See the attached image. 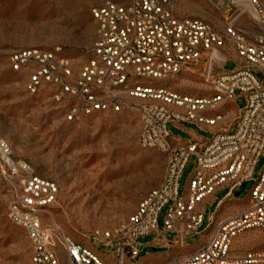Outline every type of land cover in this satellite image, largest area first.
<instances>
[{"label":"built area","instance_id":"obj_1","mask_svg":"<svg viewBox=\"0 0 264 264\" xmlns=\"http://www.w3.org/2000/svg\"><path fill=\"white\" fill-rule=\"evenodd\" d=\"M178 0H105L92 9L96 35L86 63L76 68L59 50L21 49L12 54L14 70L28 69L27 88L37 92L48 84L64 103L65 120L75 121L96 112L139 114L138 142L167 158L162 182L139 202L136 210L112 231L94 236L116 245L118 264L138 258L144 248L139 238L158 233L159 213L166 209L163 234L186 244L198 234L206 205L218 190L229 187L226 199L253 180L264 156V0H225L219 8L233 9L224 28L209 21L180 15ZM249 10L258 29L240 23ZM234 52L235 67L229 71L227 54ZM198 71L209 84L210 94L183 95L156 80ZM246 100L232 129L213 134L205 144H174L169 124L175 121L217 125L228 111L208 116L221 104ZM0 154L17 184L9 205L11 220L24 227L32 243V264H62L60 248L68 264H110L92 249L67 236L55 226L45 229L41 215L56 198L58 188L36 176L25 162L11 157L0 140ZM191 157L193 173L180 194V180ZM224 200L217 202L219 208ZM264 228V169L256 180L249 203L223 219L211 215L208 240L195 251L181 254L166 264H264V250L233 255L238 234ZM201 235L203 233H200Z\"/></svg>","mask_w":264,"mask_h":264},{"label":"rangeland","instance_id":"obj_2","mask_svg":"<svg viewBox=\"0 0 264 264\" xmlns=\"http://www.w3.org/2000/svg\"><path fill=\"white\" fill-rule=\"evenodd\" d=\"M105 0H0V140L6 143L15 161L28 164L34 174L54 182L58 188L55 200L41 215L43 227L57 226L73 240L89 247L107 260L118 264L116 245L104 243L94 236L114 230L137 208L141 199L159 185L167 170L166 156L154 148H144L138 142L140 117L136 111L96 112L75 121L65 120L64 103L56 99V88L44 85L37 92L27 88L28 69L14 70L12 54L26 48L47 51L59 50L60 56L81 67L91 54L96 35L92 9ZM225 0H178L180 15L209 21L224 28L234 14L233 9L222 11ZM240 23L247 29H258L249 10ZM225 70L235 67L236 54H227ZM264 79V74H258ZM157 86H168L183 95L210 94L209 84L198 71L156 80ZM246 104L240 91L232 105L221 104L211 114L229 111L218 125H233ZM186 128L208 138L211 133L198 124L183 121ZM229 127V126H226ZM175 136L187 137L186 132L169 124ZM196 158L191 157L180 180V194L194 170ZM264 169V156L255 167L253 180L226 199L229 187L221 188L206 205L200 232L186 240L188 248L206 242L211 215L228 217L244 208L249 195ZM17 184L0 154V264H32L33 246L24 227L9 216V205ZM241 192L240 195H237ZM224 200L217 207L219 200ZM164 208L158 216L159 231H164ZM226 213V214H225ZM224 215V216H223ZM200 233H203L202 235ZM156 233L142 236L147 245ZM167 238L174 239L173 233ZM60 248L61 261L68 264ZM264 250V228L238 234L233 241L232 254ZM147 246L140 256L127 264H139L148 255Z\"/></svg>","mask_w":264,"mask_h":264},{"label":"crops","instance_id":"obj_3","mask_svg":"<svg viewBox=\"0 0 264 264\" xmlns=\"http://www.w3.org/2000/svg\"><path fill=\"white\" fill-rule=\"evenodd\" d=\"M227 103H228V105H232L233 101H229ZM207 115L213 116L214 114H211L210 112H208ZM237 117L238 116L234 115L233 118L229 121V123L230 122L232 123V121H234V120L236 122ZM172 124L176 128L184 130V132H186V134H187V137L183 138L180 136H175L171 133L172 134V142L174 144H177V145L186 144V143L193 142V141L198 142L199 144L203 145L211 139V137L213 136L214 133H216L222 129H225V128L230 130L234 126V124L233 125H227V123L224 125H218L217 124L215 126H211L208 124L196 123L199 125V127L201 129H204V130L208 131L209 133H211V135L208 138H206L203 135L197 134L193 129L186 128L182 121H175V122H172ZM226 126H229V127H226ZM223 218L224 217H222V216L220 217V219H223ZM208 238L209 237H207L206 242H207ZM84 246L90 248L89 245H87V244H84ZM146 246L150 250H153V251H150L147 256L143 257L141 259V261L139 262V264H166L167 262H169L170 260H172L173 258H175L178 255L188 254V253L195 251L201 245L199 247H196V248H188L186 244L184 246H181L179 243H175V242L170 241V239H168L167 236L165 234H163V232L159 231L158 233H156V236L154 237V239L152 241L148 242L147 245H144V248ZM105 261H107V260H105ZM127 261H131V260L128 259ZM127 261H126V264H127ZM62 264H63V262H62Z\"/></svg>","mask_w":264,"mask_h":264},{"label":"water","instance_id":"obj_4","mask_svg":"<svg viewBox=\"0 0 264 264\" xmlns=\"http://www.w3.org/2000/svg\"><path fill=\"white\" fill-rule=\"evenodd\" d=\"M246 185V183L244 184V186ZM241 192H238L237 195H240Z\"/></svg>","mask_w":264,"mask_h":264}]
</instances>
